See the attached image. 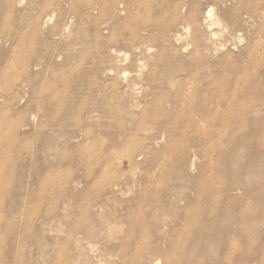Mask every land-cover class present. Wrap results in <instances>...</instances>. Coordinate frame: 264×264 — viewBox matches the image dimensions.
Here are the masks:
<instances>
[{
    "label": "rangeland",
    "instance_id": "rangeland-1",
    "mask_svg": "<svg viewBox=\"0 0 264 264\" xmlns=\"http://www.w3.org/2000/svg\"><path fill=\"white\" fill-rule=\"evenodd\" d=\"M81 1L0 0V264H229L232 249L231 264H258L264 0H136L115 17L113 0ZM58 4L60 18L22 26ZM134 32L143 54L98 51ZM210 76L239 79L243 121L191 125L205 92L185 94ZM217 199L228 211L200 219Z\"/></svg>",
    "mask_w": 264,
    "mask_h": 264
},
{
    "label": "bare ground",
    "instance_id": "bare-ground-1",
    "mask_svg": "<svg viewBox=\"0 0 264 264\" xmlns=\"http://www.w3.org/2000/svg\"><path fill=\"white\" fill-rule=\"evenodd\" d=\"M25 0H5V5L7 8H13L15 2H18V4H22ZM30 1V0H29ZM68 3H70L71 5L73 6H79L80 4H82V1L81 0H67ZM102 1V0H101ZM86 2L90 5V0H86ZM120 2H122V5H123V8H122V12H124L126 15H133L134 11L136 10V0H128V2H126L125 0H113V3H112V7H111V11H110V14L113 15V17L116 16V14H118L117 10H116V6L120 4ZM31 2H29L30 4ZM32 4V3H31ZM14 9V8H13ZM37 14H36V17L32 18L30 22H27L26 24H22V26L24 25V27L26 28H34V31L36 29H38L39 27L41 26H44L47 22H50L52 20V17L53 16H58V18H60L61 14H62V8L60 6V4H58L56 6V8L53 10V11H46V9L44 7H40L39 9H37ZM211 10L208 11L207 13V21H210L211 19ZM56 14V15H55ZM180 15V13L178 14V16ZM186 17L192 21L195 17V15L190 12V11H187V15ZM206 21V22H207ZM97 22V19H95L93 17V23L95 24ZM213 24H206V30H211V26ZM116 26V25H115ZM125 29V28H124ZM189 30V29H188ZM142 31H145V32H152L153 30H148V29H142ZM190 31V30H189ZM241 30L238 29L236 31V33H240ZM137 33L139 34V32H134L132 34V37L131 39L129 40H122L121 42L119 41H114L113 39L112 40H109V41H106L104 43H102L100 46H99V49L98 51L101 52V53H104V55H107L108 53H113V54H118L120 53V49L117 48V43H121L123 45H126V46H129L133 49V51H136V50H140L141 51V54H143L142 52V46L144 45L143 42H140V41H136L135 40V37L137 36ZM234 34V32H232V35ZM100 36V34H98L96 36V38H98ZM214 36V35H213ZM240 36V35H239ZM11 36H7V39H10ZM215 37H213L214 39ZM169 40H171V42L174 43V36H172ZM12 42V41H10ZM200 39L197 38L195 39L194 41V44H193V47H194V51H198L199 48H200ZM186 48V47H185ZM164 51V49H163ZM140 54V56H141ZM212 76H210V78H207L205 80V83H202L200 82L199 84L196 85V88L195 90H187L186 92V97H187V101H194L195 100V95L197 96L198 92H205L200 98H199V102H200V107H199V110L197 112V120H192L190 121L191 125L193 126H196L198 124H201L203 122H206V123H212L214 121H219L220 124H223L226 120H234V121H238V122H241L243 121L242 119L245 118V117H241V115L236 111V108L238 109V97L241 93V90L240 88L237 87V83L239 81V79L236 81V83L234 84V88L230 91V90H225L224 87H214V83H213V79L211 78ZM177 99V100H176ZM185 100V101H186ZM174 103H179L180 102V99H178L177 97L174 98ZM184 101V100H183ZM182 103V102H181ZM191 103V102H190ZM209 106L212 107L209 108ZM243 107V108H242ZM213 108H215L213 110ZM246 112L248 114H250V110L249 108H247L246 106H241V112ZM176 116L179 115V114H175ZM174 115V116H175ZM248 117V116H247ZM210 139H213L214 136H209ZM215 142H218V141H215ZM219 144H217V150L219 151V155H222L224 156L226 159H228L231 154L229 153H225L222 149H221V145H220V142H218ZM236 151V150H235ZM140 154H138L139 156ZM182 166L184 165V155L182 156V159L180 160ZM212 179L213 178H210L209 180H207L206 184L204 185V190H205V193L210 197L212 195ZM225 192H222L221 194H224ZM220 194V195H221ZM219 195V196H220ZM218 199L214 202H211L208 206H209V211L207 210L206 212L202 211V213L200 214V219L204 220V215H207L208 212L212 211L213 212V215L214 217H220L222 213L228 211V209L230 207H223V208H216V206L218 205ZM208 209V208H206ZM198 216V215H197ZM208 225V222L207 221H203V228H206ZM202 228V229H203ZM200 229V232L201 230ZM231 241V240H230ZM233 242V241H232ZM234 246H235V243L233 242ZM234 249L228 251L226 253V256H225V260H226V263H233L236 259L234 258ZM244 261V260H243ZM236 264V263H235ZM258 264H264V259H260Z\"/></svg>",
    "mask_w": 264,
    "mask_h": 264
}]
</instances>
